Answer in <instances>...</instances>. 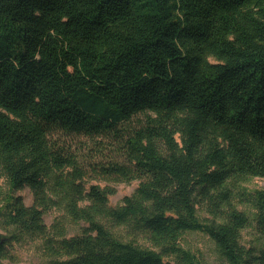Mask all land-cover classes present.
Wrapping results in <instances>:
<instances>
[{"label": "trees", "instance_id": "16d2710c", "mask_svg": "<svg viewBox=\"0 0 264 264\" xmlns=\"http://www.w3.org/2000/svg\"><path fill=\"white\" fill-rule=\"evenodd\" d=\"M57 135L122 144L129 165L99 170L139 181L133 195L86 191ZM0 173L35 198L8 203L0 264L24 235L49 264H205L180 245L196 232L226 264H264L234 206L264 235V190L242 189L264 179V0H0ZM69 223L88 227L68 238Z\"/></svg>", "mask_w": 264, "mask_h": 264}, {"label": "rangeland", "instance_id": "374dc122", "mask_svg": "<svg viewBox=\"0 0 264 264\" xmlns=\"http://www.w3.org/2000/svg\"><path fill=\"white\" fill-rule=\"evenodd\" d=\"M138 127V125H136ZM56 145L64 148L67 152L74 156L78 166L85 173L83 180L79 181L86 191L91 188H97L108 194L109 203L112 207H118L122 204L126 197L133 195L139 185V181L123 182L116 176H103L99 170L100 166L112 164L129 165L125 149L122 144L116 141L104 138H88V137H65L57 135L54 138ZM73 171V169H68ZM242 189L248 192L264 190V179L254 178L243 184ZM20 198L26 207H33L35 204L34 194L30 189H23L13 192L10 188L8 179L0 173V235L9 237L13 233L12 229L6 224L4 212L8 211V203L13 198ZM238 211L246 213L250 220V227L242 232V245L246 248L264 247V235L260 234L254 222L255 212L248 206L234 203ZM199 217L203 223L218 222L220 219L212 217L206 207L199 208ZM57 220H63V213L59 210H51L44 217V225L52 236L55 232L54 225ZM88 226L84 223L67 225L66 233L68 238L81 236ZM118 235L125 241L129 238L135 240L134 243L145 248H153L150 241L140 235L131 237L126 228L116 230ZM181 247L196 256L205 264H226V262L218 255L214 242L205 234L196 232L185 234L180 242ZM8 259L3 264H49L47 251L45 249L44 238L39 236H22L19 241L12 240ZM165 262L175 264L173 258L166 257Z\"/></svg>", "mask_w": 264, "mask_h": 264}]
</instances>
